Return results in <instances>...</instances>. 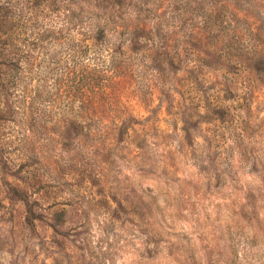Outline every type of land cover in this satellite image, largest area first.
Masks as SVG:
<instances>
[{
  "label": "rangeland",
  "instance_id": "374dc122",
  "mask_svg": "<svg viewBox=\"0 0 264 264\" xmlns=\"http://www.w3.org/2000/svg\"><path fill=\"white\" fill-rule=\"evenodd\" d=\"M158 13L174 39L154 47L172 57L192 38L172 65L141 55L105 126L45 141L46 116L33 128L0 112V264H264V0H163ZM17 141L31 175H11Z\"/></svg>",
  "mask_w": 264,
  "mask_h": 264
},
{
  "label": "trees",
  "instance_id": "16d2710c",
  "mask_svg": "<svg viewBox=\"0 0 264 264\" xmlns=\"http://www.w3.org/2000/svg\"><path fill=\"white\" fill-rule=\"evenodd\" d=\"M162 1L0 0V112H22L30 117L33 128L34 116H46L38 128L44 130L41 139L45 141L53 139L49 133L65 125L105 126L115 112L105 116L103 109L112 104L111 94L120 90L126 75L138 76L141 55L145 58L148 52L149 57L153 51L172 65L174 57L180 61L177 47L182 49L192 38H186L190 32L181 33L185 40L173 48L172 57L166 43L162 50L152 45L158 37L174 39L169 22L160 20ZM153 18H159L157 26L149 24ZM90 51L92 62L83 60ZM162 70L157 64L156 71ZM64 90L75 93L74 103L61 102ZM65 114L72 120L63 118ZM117 123L111 126L119 134L123 122ZM3 143L0 140V153ZM13 150L16 162H11V175H31L33 152L19 141ZM11 191L24 202L25 221L31 227L34 217L26 194L18 186Z\"/></svg>",
  "mask_w": 264,
  "mask_h": 264
}]
</instances>
